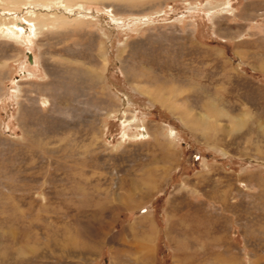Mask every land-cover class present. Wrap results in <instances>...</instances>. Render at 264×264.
<instances>
[{
  "label": "rangeland",
  "instance_id": "1",
  "mask_svg": "<svg viewBox=\"0 0 264 264\" xmlns=\"http://www.w3.org/2000/svg\"><path fill=\"white\" fill-rule=\"evenodd\" d=\"M19 1L0 264H264V0Z\"/></svg>",
  "mask_w": 264,
  "mask_h": 264
},
{
  "label": "bare ground",
  "instance_id": "2",
  "mask_svg": "<svg viewBox=\"0 0 264 264\" xmlns=\"http://www.w3.org/2000/svg\"><path fill=\"white\" fill-rule=\"evenodd\" d=\"M17 2H21L19 0H9V4H12V3H17ZM37 17V16H36ZM42 18V17H41ZM33 30L36 32L38 29H41V28H44L46 27L45 26V23L43 21V19H40V21L36 22L33 24ZM4 28L5 31H9V32H12V33H18L20 32V30L18 28H22V25L21 24H16V22L14 21H7V20H1L0 19V30H2Z\"/></svg>",
  "mask_w": 264,
  "mask_h": 264
},
{
  "label": "water",
  "instance_id": "3",
  "mask_svg": "<svg viewBox=\"0 0 264 264\" xmlns=\"http://www.w3.org/2000/svg\"><path fill=\"white\" fill-rule=\"evenodd\" d=\"M28 60H29V62L31 63V55H28Z\"/></svg>",
  "mask_w": 264,
  "mask_h": 264
}]
</instances>
